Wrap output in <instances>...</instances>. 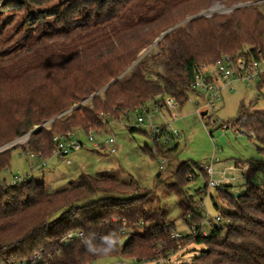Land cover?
Returning <instances> with one entry per match:
<instances>
[{
	"label": "trees",
	"instance_id": "16d2710c",
	"mask_svg": "<svg viewBox=\"0 0 264 264\" xmlns=\"http://www.w3.org/2000/svg\"><path fill=\"white\" fill-rule=\"evenodd\" d=\"M262 1L0 0V148L42 126L20 149L46 159L55 155V137L77 130L100 135L103 122L126 121L128 112L143 106L170 116L165 99L184 107L201 66L225 56L264 61ZM215 3L253 6L178 26ZM254 107L242 103L237 119L223 124L254 139L264 154V111ZM150 138L154 149L146 151L153 158L169 162L178 153V145L166 149ZM15 147L0 153V175L10 168ZM247 165L243 194H233L230 186L219 192L227 211L207 237L201 235L202 199L194 201L185 190L199 173L208 181L207 173L189 162L178 165L169 189L180 200V220L199 235L177 240L169 236L175 225L167 212L152 209V194L135 181L83 174L56 193L35 178L13 186L0 181V264L155 261L159 248L167 258L191 242L205 247L195 264H264V184L250 181L256 170ZM76 233L84 238L66 241Z\"/></svg>",
	"mask_w": 264,
	"mask_h": 264
},
{
	"label": "rangeland",
	"instance_id": "374dc122",
	"mask_svg": "<svg viewBox=\"0 0 264 264\" xmlns=\"http://www.w3.org/2000/svg\"><path fill=\"white\" fill-rule=\"evenodd\" d=\"M251 6L253 4L250 3H236L231 6L215 3L208 9L189 16L178 26L200 17L210 19L213 15L229 16L235 9ZM30 18L33 17L31 16ZM25 20L27 19H20L19 17L17 19V21L22 23ZM8 30L14 31L15 28H8ZM164 34L147 51H151ZM16 39L17 37L13 41ZM18 45L14 44L12 50L17 49ZM147 51H144L142 56ZM233 88L234 91L230 89L222 91L221 99L215 101V110L209 114L217 121L218 125L237 119L239 107L242 103L247 107L253 103L255 106L254 111H264V100H259L258 103H255L258 96L264 94V87L259 90L257 84L234 83ZM201 102L202 100L192 94L188 103L184 107L178 108L177 111L172 112L170 116L164 112L157 116V124L162 125L166 121L171 122L172 129L179 134V138L165 146L168 149L178 145L179 150L171 158V161H165L163 168H161L160 161L153 158L146 151V148L149 150L154 149L149 129L147 127L141 128L144 133L141 131H130L137 128V117L135 113H131L125 122H103L101 134L94 135L96 142L100 144H103L109 137L114 136L118 150L116 154H111L108 146L94 149L93 144L88 142L87 135L77 130L74 131L76 139L80 140L85 147L70 154L69 159L72 164H68L66 159H61L54 155L45 159L47 167L44 169L45 171L43 170L45 172L44 177L40 172H34L32 177L39 182L44 181L48 191L51 193L67 189L72 184L76 185L79 176L83 174L95 177H112L122 182L135 181L143 193L152 194L153 204L151 208L165 210L168 220L174 223L175 231L172 230L169 236L171 235L170 237L174 240H177L173 237L175 233L183 237L189 236L191 234L190 228L180 220L182 215L180 200L169 189V186L174 182V173L179 164L189 162L204 167L212 163L215 173L212 180L219 182L222 187H232V193L235 195L243 194L245 191L247 169H244V166L247 164L252 165L256 170V174L252 176L250 181L255 185L264 184V154L259 150L261 146L246 135L236 134L233 129L224 132L222 128L213 127L208 118L204 120V124L207 125V129H205V126L195 114V108ZM149 106H152V104ZM172 117L176 119L172 121ZM122 120H125V118ZM37 128L40 127H35L34 130ZM211 131L214 132L210 134ZM29 133L3 146L5 148L12 144L16 146L15 148L19 147L11 152L10 168L0 175V181L6 180L7 183H10L14 176H26L31 172V165L37 163L30 161L28 159L29 154H25L20 149L21 146H25L28 143L31 135ZM208 181L199 173L198 179L191 182L185 190L193 197L194 201L202 199L205 202L209 216L205 219V213L202 214L204 218V229L202 228V230L210 232L209 221L215 220L222 212L225 213L227 207L219 197L220 190L209 188L207 186ZM196 190L204 191L205 194L199 195ZM124 232L127 233L128 229ZM158 250L157 259L165 258L163 257L162 248ZM203 250H205L203 245L191 242L181 247L178 251L169 252L171 254L166 253L165 255H169L163 260L164 262L160 260L138 262L135 258L111 257L99 260L96 264H195L194 260Z\"/></svg>",
	"mask_w": 264,
	"mask_h": 264
},
{
	"label": "built area",
	"instance_id": "2783aa9c",
	"mask_svg": "<svg viewBox=\"0 0 264 264\" xmlns=\"http://www.w3.org/2000/svg\"><path fill=\"white\" fill-rule=\"evenodd\" d=\"M234 83H247L257 85L258 83H264V61H258L246 57L234 59L230 56H225L222 59L216 61L215 64L203 65L197 70L195 82L193 84V90H195V95L200 100H202V102L197 104L195 108V114L205 126V129H207V125L204 124V120L208 118L210 124L213 127L222 128L224 132L229 130L228 126L223 123L218 125L217 121H215L209 114L211 111L215 110V101L221 99L223 90L230 89L231 91H234ZM164 105L168 110L171 111V113L177 111L179 108L176 101L170 97L165 99ZM203 112H207L205 117L201 116ZM133 113H135L137 117L136 127H147L149 129L150 135L161 147L164 148L165 146L169 145L171 141L179 138V134L172 129L171 122L166 121L162 125L157 124V116L162 113L160 107L143 106L139 109H136ZM130 114L128 112L127 116ZM175 119V117H172V121ZM233 130H235L236 134H239L238 130ZM213 132L214 131H211L210 134H212ZM94 135L95 133L93 132H90L87 135L88 142L93 144L94 149H100V147L104 145L110 148L111 154L117 153L118 150L116 147V139L114 136L109 137V139L105 140L103 144H100L96 142ZM54 142L56 143L55 156L61 159H66L68 164H71V160L69 159L70 154L80 151L85 147V145L80 140L76 139V135L74 133L70 134L68 137L57 136L54 138ZM12 146L14 145L10 144V146L1 148L0 153L11 148ZM28 159L30 161L37 162L36 164L33 163L31 165V172L26 176L12 177V180L10 183H8V185L13 186L18 183L25 182L26 180L33 178L32 175L34 172L42 173L43 170L47 167V161L38 154H29ZM159 161L161 163V168H163L165 161L162 159H160ZM216 162H218V160H216ZM202 168L208 176L209 181L207 186L212 189L223 191V187L219 184V182H215L212 180V177L215 174L212 168V163ZM204 194L205 192L202 191L201 195ZM201 206L203 208L202 214L205 213V219H207L209 215L206 211V204L203 200ZM221 222L222 218L220 215L215 220H210L209 223L211 230L214 228H218ZM191 234L195 237L199 235L196 227H193L191 229ZM201 235L207 237L209 235V232L201 229ZM173 237L179 239L182 236L175 233ZM73 238L83 239L84 236L82 233L69 234L66 237V241L72 240ZM157 260L164 262V258H160Z\"/></svg>",
	"mask_w": 264,
	"mask_h": 264
},
{
	"label": "water",
	"instance_id": "95a60500",
	"mask_svg": "<svg viewBox=\"0 0 264 264\" xmlns=\"http://www.w3.org/2000/svg\"><path fill=\"white\" fill-rule=\"evenodd\" d=\"M173 29H174V28H173ZM173 29H171V30H173ZM171 30H169L167 33H165L162 37H164L165 35H167ZM162 37H161V38H162ZM161 38H160V39H161ZM160 39H159L156 43H158V42L160 41ZM149 51H150V50H149ZM149 51H147V52H146V53H145L140 59H142L146 54H148ZM137 62H138V61H137ZM137 62H135L134 65H135ZM134 65H133V66H134ZM79 106H80V105H79ZM79 106H75V107H73L70 111H72V110L78 108ZM70 111H69V112H70ZM67 113H68V112H67ZM206 114H207V112H203L201 116H202V117H205ZM60 117H61V116H60ZM60 117H58V118H60ZM39 129H41V127H40V128H37V129H35V130H33V131L30 132L29 134H32V133H34L35 131H37V130H39ZM159 175H160V174H159ZM237 196H238V195H237Z\"/></svg>",
	"mask_w": 264,
	"mask_h": 264
},
{
	"label": "crops",
	"instance_id": "0c3cea01",
	"mask_svg": "<svg viewBox=\"0 0 264 264\" xmlns=\"http://www.w3.org/2000/svg\"><path fill=\"white\" fill-rule=\"evenodd\" d=\"M71 164H72V161H71ZM247 168H248V165H245V166H244V169H247ZM44 171H45V170H44ZM44 171L41 173V175H42L43 177H44V174H45Z\"/></svg>",
	"mask_w": 264,
	"mask_h": 264
}]
</instances>
